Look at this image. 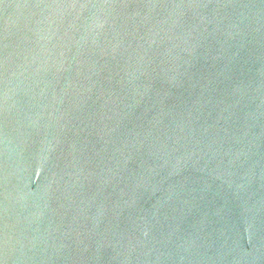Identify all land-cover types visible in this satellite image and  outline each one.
<instances>
[{
  "label": "water",
  "instance_id": "water-1",
  "mask_svg": "<svg viewBox=\"0 0 264 264\" xmlns=\"http://www.w3.org/2000/svg\"><path fill=\"white\" fill-rule=\"evenodd\" d=\"M0 264H264V0H0Z\"/></svg>",
  "mask_w": 264,
  "mask_h": 264
}]
</instances>
